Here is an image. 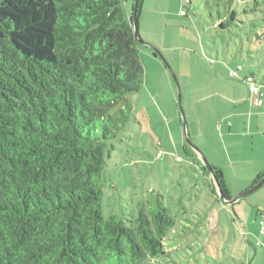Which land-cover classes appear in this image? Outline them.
Here are the masks:
<instances>
[{
    "label": "trees",
    "instance_id": "1",
    "mask_svg": "<svg viewBox=\"0 0 264 264\" xmlns=\"http://www.w3.org/2000/svg\"><path fill=\"white\" fill-rule=\"evenodd\" d=\"M213 1L216 28L235 33L254 76L264 0ZM138 46L120 0H0V264H152L165 254L175 221L162 200L128 224L101 211L106 149L130 111L117 105L143 83Z\"/></svg>",
    "mask_w": 264,
    "mask_h": 264
},
{
    "label": "rangeland",
    "instance_id": "2",
    "mask_svg": "<svg viewBox=\"0 0 264 264\" xmlns=\"http://www.w3.org/2000/svg\"><path fill=\"white\" fill-rule=\"evenodd\" d=\"M120 1L125 15L133 14L134 0ZM191 3L188 11L184 0L140 2L139 37L158 49L171 68L151 47L139 43L143 83L138 91L126 95L128 107L123 102L117 105L125 110L130 107V111L124 127L106 149L102 215L105 218L118 216L128 224L141 209L150 210L159 198L168 207L175 225L164 238L165 254L152 264H264V248L257 245L263 239L259 234L260 223L252 218L244 227L238 224L235 214L238 211L237 216L241 217V212L236 211L234 205L220 202L212 193V181L200 169L201 155L185 140L178 86L171 70L181 88L186 132L210 165L208 152L215 150L209 136L214 124L212 119L220 116L225 105L220 103L219 95L195 104L192 86L203 81L207 73L215 74L221 65L226 77V66L236 69L237 64H241L244 68L240 71L241 77L249 72L247 52L236 45L238 37L234 32L223 33L216 28V21L210 16L217 17L215 1L191 0ZM220 6L223 8L222 4ZM181 10L187 13L182 15ZM230 39H235L236 43ZM262 68L264 64L255 65L251 70L264 88ZM198 119L204 120L202 128H198ZM198 132L208 135V147L196 143ZM224 139L221 143L218 141L216 149H225L227 156L236 161L249 159L252 152H260L264 144L258 136L253 140L243 131L237 137ZM192 159L197 164L190 162ZM236 168L241 169V166ZM242 171L249 173V170ZM240 180L238 175L231 177V189L241 190L237 195L250 187L242 190ZM262 195L264 188H259L241 200L245 206H252L255 214L263 202Z\"/></svg>",
    "mask_w": 264,
    "mask_h": 264
},
{
    "label": "crops",
    "instance_id": "3",
    "mask_svg": "<svg viewBox=\"0 0 264 264\" xmlns=\"http://www.w3.org/2000/svg\"><path fill=\"white\" fill-rule=\"evenodd\" d=\"M226 67L228 70L233 69L228 66ZM225 74L223 65H221V69H216L215 74H213V71L207 73L206 76H204L203 81L192 86V94L195 98V104L202 102L213 95H219L222 99L220 103L225 105L220 116H217L214 119L211 118L212 123L214 124L209 136L212 137L215 150L208 152V157L211 166L221 172L227 194L230 198H234L241 190L234 192L231 189V177H237V175L240 176L241 180L239 183L243 185V190L255 184L261 174L264 173V144L262 145L260 152H252L249 159L244 160L240 158L237 161L236 159L233 160L230 158L229 155L227 156V151L225 149H223V151L216 149L219 148L216 145L218 141L219 143L224 141V137L234 138L239 136L242 131L247 135H251L253 140L258 136L264 142V88L261 86L263 95L260 102L254 104L249 100V87L244 80L246 75L241 77L240 72H238V77L233 78L229 76L226 77ZM256 81L258 80L256 79ZM196 122L200 125L198 128L203 127L204 120L198 119ZM196 135V143L200 147H208V144L206 143L208 135H205V132H198ZM184 151L186 153V149ZM190 162L197 164L194 160ZM237 166H241V169L236 168ZM242 170H249V173H245ZM227 171H229L230 174H227ZM202 174H204V171H202ZM206 178L210 180V176H206ZM260 188H264V184ZM262 196L263 202L260 204L262 208L258 206L255 214L252 206H245L241 198L234 202L233 205L235 206L236 211L238 209L241 212V217L237 216L238 211L235 214L237 222L241 227H244V223L248 224L252 218H254L255 223L259 222L261 227L263 226V232L262 228L259 232V234L263 235V239L261 244L257 242V245L263 246L264 248V195ZM262 253L264 254V249ZM252 259H254L253 256Z\"/></svg>",
    "mask_w": 264,
    "mask_h": 264
},
{
    "label": "water",
    "instance_id": "4",
    "mask_svg": "<svg viewBox=\"0 0 264 264\" xmlns=\"http://www.w3.org/2000/svg\"><path fill=\"white\" fill-rule=\"evenodd\" d=\"M139 3H140V0H134V4H133L132 24H133V32H134L135 39L139 43L151 47L155 51L156 55H158L159 57H161L165 61V63L168 66V68H171L169 63H167V61L165 60L164 55L158 49H156L155 47H152L151 44H149L146 41L141 40L140 37H139V34H138V10H139ZM171 72H172L173 78H174V80H175V82H176V84L178 86V99H179L178 106H179L180 114H181V117H182V125H183V129H184V133H185V140L194 150H196L201 155L202 162H203L205 168L207 169V171L209 173L210 180L215 185V191H216V194L219 197V199L225 204L233 205L234 202H236L240 198H243L244 196H246V195L256 191L257 189H259L264 184V176L260 180H258L255 184H253L250 188L245 190L243 193H240L236 197L227 198V197L224 196L223 192L221 191V189L219 187V184H218L217 178H216V176L214 174L212 166L210 165V163L208 162L206 157L203 154H201L200 151L197 149V147L192 143L191 139L188 136V133L186 132L187 123H186L185 114H184V110H183V106H182L181 88H180V84H179V81L177 79V76H176L175 72L173 70H171Z\"/></svg>",
    "mask_w": 264,
    "mask_h": 264
},
{
    "label": "built area",
    "instance_id": "5",
    "mask_svg": "<svg viewBox=\"0 0 264 264\" xmlns=\"http://www.w3.org/2000/svg\"><path fill=\"white\" fill-rule=\"evenodd\" d=\"M185 4L188 2V0H184ZM187 11L181 10V14L185 15ZM213 62V60H211ZM243 70V66L241 64H237L236 69H229L228 70V76L229 77H238V72ZM245 82L247 83L249 87V100L254 103L258 104L261 100V97L263 95L262 90H261V85L256 81L255 77L253 75H246L245 76ZM262 232H263V226Z\"/></svg>",
    "mask_w": 264,
    "mask_h": 264
}]
</instances>
